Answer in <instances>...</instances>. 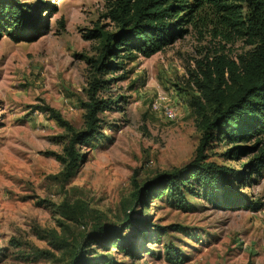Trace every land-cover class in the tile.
<instances>
[{
	"label": "rangeland",
	"instance_id": "1",
	"mask_svg": "<svg viewBox=\"0 0 264 264\" xmlns=\"http://www.w3.org/2000/svg\"><path fill=\"white\" fill-rule=\"evenodd\" d=\"M17 1L34 25L32 38L0 36V264H62L95 223L129 239L131 255L89 246L96 251L89 256L111 255L114 264H171L167 245L186 256L181 264H264V171L246 186H237L233 173L244 170L247 155L224 156L227 146L216 141L205 150L210 161L233 170L230 181L244 197L262 203L256 211L216 206L201 194H186L190 208L181 209L166 194L154 198L145 189L138 201L136 193L196 155L203 131L190 103L199 95V64L220 54L234 58L249 46L226 38L203 12L172 44L126 63V73L113 74L124 77L99 94L124 98L99 113L105 138L77 145L82 157L66 179L56 154L64 153L71 133L39 107L54 109L77 131L84 128L81 102L93 77L88 58L96 57L102 40L83 34L115 29L107 16L113 0ZM157 92L172 103L174 120L150 108ZM127 214L130 223L123 221Z\"/></svg>",
	"mask_w": 264,
	"mask_h": 264
},
{
	"label": "trees",
	"instance_id": "2",
	"mask_svg": "<svg viewBox=\"0 0 264 264\" xmlns=\"http://www.w3.org/2000/svg\"><path fill=\"white\" fill-rule=\"evenodd\" d=\"M28 10L17 0H0V36L32 38L34 20ZM203 12L225 29L226 38L231 35L242 39L249 47L234 58L220 54L199 64L194 80L199 95L190 103L196 108L203 131L196 155L182 167L160 173L150 183L138 186L137 200L142 191L149 189L151 197L166 194L170 203L181 209L190 208L186 194H201L211 204L233 210L256 211L262 207L259 201L244 197L230 181L233 170L210 161L205 150L216 141L227 146L224 156H248L247 162L240 164L244 170L233 172L238 175L237 186L248 185L253 176L264 171V0H113L107 16L115 29L103 31L96 27L83 34L86 39L102 40L96 57L88 58L93 77L86 90L87 100L81 102L84 128L77 131L54 109L39 107L71 133L64 153L56 154L65 167L66 179L76 171L82 157L77 145L105 138L99 113L124 99L99 96L116 78L124 77L113 74L126 73V63L139 55L149 57L184 36L188 25ZM66 210L72 212L73 208L67 206ZM123 221L130 223V214ZM91 229L62 264L115 263L111 255L90 257L96 252L89 247L91 244L129 253V239L121 233L116 235L115 228L95 223ZM141 236L147 237L146 233ZM164 257L171 264H181L186 258L172 245L165 247Z\"/></svg>",
	"mask_w": 264,
	"mask_h": 264
},
{
	"label": "built area",
	"instance_id": "3",
	"mask_svg": "<svg viewBox=\"0 0 264 264\" xmlns=\"http://www.w3.org/2000/svg\"><path fill=\"white\" fill-rule=\"evenodd\" d=\"M150 108L153 111L161 112V114L169 120H174L177 116L172 103L164 92L156 93L150 102Z\"/></svg>",
	"mask_w": 264,
	"mask_h": 264
}]
</instances>
